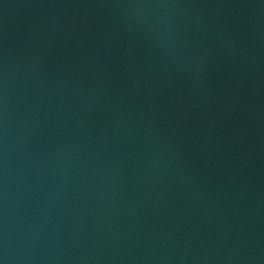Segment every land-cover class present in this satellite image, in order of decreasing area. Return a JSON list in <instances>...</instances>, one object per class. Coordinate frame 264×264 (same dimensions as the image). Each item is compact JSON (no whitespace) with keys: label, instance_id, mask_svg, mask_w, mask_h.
I'll return each instance as SVG.
<instances>
[{"label":"water","instance_id":"1","mask_svg":"<svg viewBox=\"0 0 264 264\" xmlns=\"http://www.w3.org/2000/svg\"><path fill=\"white\" fill-rule=\"evenodd\" d=\"M0 264H264V0H0Z\"/></svg>","mask_w":264,"mask_h":264}]
</instances>
